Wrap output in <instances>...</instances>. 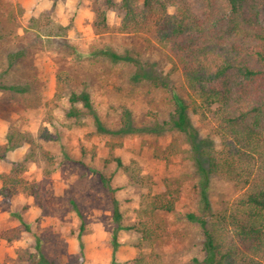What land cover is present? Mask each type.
<instances>
[{
    "label": "rangeland",
    "instance_id": "1",
    "mask_svg": "<svg viewBox=\"0 0 264 264\" xmlns=\"http://www.w3.org/2000/svg\"><path fill=\"white\" fill-rule=\"evenodd\" d=\"M112 1L116 7L121 2ZM136 2L141 5L142 0ZM116 7L107 6L105 0H0V83L23 88L0 89V152L10 127L34 136L45 128L51 138L39 141L55 156L50 174L44 173L42 164L26 163L21 177L33 189L14 187L10 197L0 193V264H20V254L26 258L37 253V243L57 264L76 262L80 223L76 210L86 220L84 264H107L113 208L100 173L115 189L122 223L132 227L119 231L121 245H135V256L157 253L163 264H195L193 258L201 259L202 231L187 214L211 224L248 188L211 174L206 205L192 146L223 148L215 122L189 109V133L154 130L155 122L171 116L174 95L189 102L182 69L153 31H122V14ZM97 9L106 14L102 32L94 25ZM259 19L264 25L261 7ZM101 49L129 54L135 63L113 62L100 54ZM140 70L157 77V84L147 77L136 79L133 74ZM71 92H86L111 130L119 128L121 113L128 110L130 130L100 133L91 117L68 116ZM27 150L24 144L7 152L0 159V175L8 173L10 162L20 161ZM203 164L207 166V161ZM2 184L0 177V189ZM159 193L173 196L175 208L155 210L150 217L145 209ZM150 218L158 224L148 227L155 235L162 227L161 235L145 240L140 222ZM242 250L264 264V257ZM133 258H120L115 252L118 262Z\"/></svg>",
    "mask_w": 264,
    "mask_h": 264
},
{
    "label": "trees",
    "instance_id": "2",
    "mask_svg": "<svg viewBox=\"0 0 264 264\" xmlns=\"http://www.w3.org/2000/svg\"><path fill=\"white\" fill-rule=\"evenodd\" d=\"M107 6L116 7L112 0H105ZM264 13V0H121L117 10L122 14V31H153L157 42L173 57L174 63L182 69L189 102L178 95L173 96L174 110L162 122H155L154 130L169 129L189 133L188 110L206 117L211 116L215 128L223 141V148L216 151L211 147L193 145L192 158L201 176L202 199L208 205L207 188L209 176L214 173L247 184L248 188L235 199L228 211L209 224L205 218L194 213L188 219L196 221L203 235L201 259L193 258L195 264H259L242 250V247L264 257V25L259 19V8ZM172 9L169 12V9ZM95 27L106 30L104 10L96 11ZM113 62L130 61L129 54H119L101 49ZM139 69V68H138ZM136 79L147 77L157 84L158 78L145 72L135 71ZM10 88L23 91L11 85ZM67 115L73 118L89 116L100 133H126L130 130V112L124 109L118 129L107 128L95 112L90 96L86 92H71ZM81 104V108L77 104ZM45 128L37 135L10 127L1 145L0 159L7 152L28 145L20 161L10 162L8 173L1 174L3 186L0 193L5 197L14 194V187L33 189L21 175L26 163L43 165L45 174L54 170L55 156L43 149L39 140L50 139ZM207 161V166L203 161ZM115 161L121 164L120 158ZM100 178L110 192L112 201L113 227L110 235L111 260L107 264H163L157 253L149 257L138 253L133 259L121 263L115 259V252L121 244L119 231L132 227L122 223V212L115 189L109 178L100 173ZM176 200L164 193L153 196L145 212L152 217L155 210L172 212ZM80 223L76 231L78 252L76 262L60 264H84L85 252L83 234L86 232L84 215L76 210ZM21 223L28 228L21 218ZM152 218L140 222L142 239L152 240L153 232L148 224L157 225ZM156 237L162 227H157ZM135 246V245H134ZM37 253L20 254V264H57L41 250Z\"/></svg>",
    "mask_w": 264,
    "mask_h": 264
},
{
    "label": "crops",
    "instance_id": "3",
    "mask_svg": "<svg viewBox=\"0 0 264 264\" xmlns=\"http://www.w3.org/2000/svg\"><path fill=\"white\" fill-rule=\"evenodd\" d=\"M136 247L129 244H120L118 252L116 251V255L120 258L127 255L128 258H133L136 255Z\"/></svg>",
    "mask_w": 264,
    "mask_h": 264
}]
</instances>
